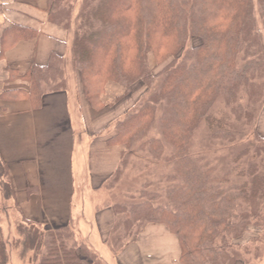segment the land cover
Segmentation results:
<instances>
[{
  "label": "trees",
  "instance_id": "trees-1",
  "mask_svg": "<svg viewBox=\"0 0 264 264\" xmlns=\"http://www.w3.org/2000/svg\"><path fill=\"white\" fill-rule=\"evenodd\" d=\"M48 4L50 21L72 33L70 61L92 105H100L108 82L128 92L137 83L146 86L118 121L114 142L124 151L110 182L120 179L136 154L162 166L156 179L144 181L123 204L131 218L116 222L113 249L135 240L149 223H163L179 237L182 264H247V247L236 241L264 207V137L255 124L264 105V0ZM16 29L3 33L1 46L25 36ZM194 38L201 42L194 45ZM67 62L52 55L47 66L34 68L33 92L65 88ZM243 127L253 130L258 144L236 155L227 172L218 174V166L195 152L202 128L231 145L247 136ZM246 158L252 161L242 168ZM1 188L8 198L10 184ZM15 232L20 253L34 251L35 264H102L70 226L46 229L23 219ZM9 262L0 223V264Z\"/></svg>",
  "mask_w": 264,
  "mask_h": 264
},
{
  "label": "crops",
  "instance_id": "crops-1",
  "mask_svg": "<svg viewBox=\"0 0 264 264\" xmlns=\"http://www.w3.org/2000/svg\"><path fill=\"white\" fill-rule=\"evenodd\" d=\"M12 29L25 36L0 44V200L18 220L72 227L102 264H182L179 237L163 223H149L117 251L111 243L116 212L107 186L124 151L114 142L117 124L144 85L128 92L108 82L94 106L67 70L65 88L38 95L32 70L52 55L71 62L72 33L50 21L48 0H0V42ZM3 183L10 184L8 198ZM94 243L109 251L101 255Z\"/></svg>",
  "mask_w": 264,
  "mask_h": 264
},
{
  "label": "rangeland",
  "instance_id": "rangeland-1",
  "mask_svg": "<svg viewBox=\"0 0 264 264\" xmlns=\"http://www.w3.org/2000/svg\"><path fill=\"white\" fill-rule=\"evenodd\" d=\"M76 1H79L80 3L81 0ZM200 42L201 40L199 38H194L193 40L194 45H197ZM151 62L154 66L156 65V62L153 58ZM159 68L160 67H158L156 71ZM67 70H69L72 74L75 83L79 84V86L82 88L81 73L73 67L72 62H67L66 71ZM255 124L258 133L264 137V105ZM242 130L243 132H246L247 136L231 145H227L221 140L212 139L207 128H202L197 134L198 136L196 139L195 152H197L198 155L205 156L211 165L218 166V174L225 173L233 166L232 160L236 155H238L244 148L258 144L252 129L243 127ZM251 161V158H246L243 159L240 164L243 168L246 167ZM129 163V166L123 171L120 179L116 182H109L107 186V192L110 194V198H112V207L114 208L115 212H117L116 222L119 221L121 216L124 218H131L129 207L124 206L123 204L128 202V199H130L134 192L141 190L140 188L144 181L149 180L148 178H150V180L156 179V176L160 172V167L162 166L161 162L152 160L146 154H136V156H134ZM145 165H148L149 168H146ZM153 165H155V167H152ZM261 167L262 170H264V160L261 163ZM138 197L136 196V201L140 200ZM263 208L264 207L261 209L263 210V212H261V216L250 224L248 232H246L243 237L236 241L240 242L243 247H247V251L249 253L247 252L244 257L247 261V264H264ZM12 211L13 209L9 204L0 200V223L2 225L5 241L7 243V249L10 258L9 264H35V252L31 250L25 252L24 256H22L20 253L23 251L22 247L13 241V238L15 239L19 237L15 232V226L19 220L15 217ZM113 236H111V242ZM91 246L101 255H104L105 252L107 253V251H109L108 248H103L97 243H94V245ZM80 254L81 256L86 257L83 251H80ZM238 264H242V262L240 261Z\"/></svg>",
  "mask_w": 264,
  "mask_h": 264
}]
</instances>
